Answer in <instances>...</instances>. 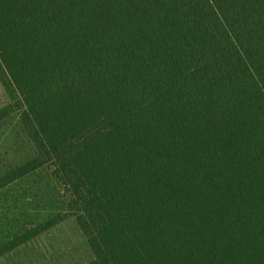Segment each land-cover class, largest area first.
<instances>
[{"label":"trees","instance_id":"trees-1","mask_svg":"<svg viewBox=\"0 0 264 264\" xmlns=\"http://www.w3.org/2000/svg\"><path fill=\"white\" fill-rule=\"evenodd\" d=\"M0 88V257L75 216L88 264H264V0H0Z\"/></svg>","mask_w":264,"mask_h":264},{"label":"rangeland","instance_id":"rangeland-1","mask_svg":"<svg viewBox=\"0 0 264 264\" xmlns=\"http://www.w3.org/2000/svg\"><path fill=\"white\" fill-rule=\"evenodd\" d=\"M5 99L6 97L0 88V106L4 104ZM3 133L11 134L12 141L10 143L16 144V148L22 147L20 150L22 153L29 154L30 150L27 148V143L24 142V134L18 115L0 124V135ZM38 181L40 184L37 183ZM38 184L42 190L28 187ZM22 187L23 190L29 189L32 193L39 192V196L32 195L28 199V202L37 208L35 214L39 219L47 215L44 213L45 211H42L46 207L51 209L57 206L64 207L63 192L61 193L52 184L48 170L35 178L32 177L23 183ZM7 217L4 224L6 227L9 226V221L14 223L18 218L27 220L26 216L16 217L15 214ZM93 259L94 253L90 248L88 239L84 236L76 217L70 216L36 238L1 256L0 264H88Z\"/></svg>","mask_w":264,"mask_h":264}]
</instances>
